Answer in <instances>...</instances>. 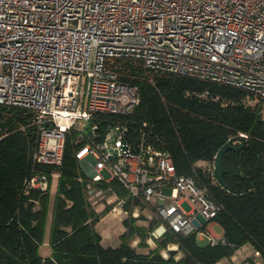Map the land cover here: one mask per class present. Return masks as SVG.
<instances>
[{
  "label": "built area",
  "instance_id": "obj_1",
  "mask_svg": "<svg viewBox=\"0 0 264 264\" xmlns=\"http://www.w3.org/2000/svg\"><path fill=\"white\" fill-rule=\"evenodd\" d=\"M119 60L139 63L149 82L169 74L243 90L264 111V0H0V106L30 113L20 129L34 135L24 194L51 190L69 142L90 210L147 221L148 245L166 235L227 245L208 187L215 157L177 173L133 120L139 93ZM170 251L178 261L177 243L161 257ZM246 251L215 264H242Z\"/></svg>",
  "mask_w": 264,
  "mask_h": 264
},
{
  "label": "trees",
  "instance_id": "obj_2",
  "mask_svg": "<svg viewBox=\"0 0 264 264\" xmlns=\"http://www.w3.org/2000/svg\"><path fill=\"white\" fill-rule=\"evenodd\" d=\"M126 81L137 86L139 105L133 114L146 122L151 142L170 154L178 174L190 173L201 161L213 160L227 138L238 132L248 135L239 152L223 155V186L210 183L209 193L220 205L214 221L222 228L227 245L199 246L194 235L174 240L170 235L156 247L139 253L130 246L145 245L147 228L135 219L124 220L125 231L118 247H104L94 224V214L85 203L78 167L72 157L73 144L66 143L56 188L50 192H23L30 171L33 129L31 114L0 106V264H215L244 245L258 250L264 264V111L261 102L245 91L209 81L169 74L156 75L152 82L140 64L119 60ZM198 175L202 177L201 171ZM203 178V177H202ZM207 183V180L203 178ZM48 228L49 257L39 248ZM178 244L182 256L174 261L161 250Z\"/></svg>",
  "mask_w": 264,
  "mask_h": 264
},
{
  "label": "rangeland",
  "instance_id": "obj_3",
  "mask_svg": "<svg viewBox=\"0 0 264 264\" xmlns=\"http://www.w3.org/2000/svg\"><path fill=\"white\" fill-rule=\"evenodd\" d=\"M105 176L107 177V175L105 174ZM54 193L53 190H51L50 194L52 195ZM182 208L185 211H189L190 210V206L187 204V202L182 203ZM197 207H199V205L197 204ZM97 208V207H96ZM94 214H97V212H94ZM141 222L143 224L146 223V221H144L143 219H141ZM94 228L98 233H103V235L105 234L106 236H104V244H110V245H117L119 243V241L121 242V238H120V230L122 228L125 229V226L123 223H120L116 218H112V217H105L103 219H99L95 224H94ZM214 231H219L220 227H214L213 228ZM199 246H206L207 245V241L203 240V241H199L197 242ZM140 248H143L141 246H139ZM139 248V249H140ZM137 249V250H139ZM248 252H249V257H246L244 259H241L240 262H242V264H260L262 262V258L255 256L253 254V247L251 245L248 246ZM246 255V253H244Z\"/></svg>",
  "mask_w": 264,
  "mask_h": 264
},
{
  "label": "crops",
  "instance_id": "obj_4",
  "mask_svg": "<svg viewBox=\"0 0 264 264\" xmlns=\"http://www.w3.org/2000/svg\"><path fill=\"white\" fill-rule=\"evenodd\" d=\"M55 188H56V182L52 185L51 190L54 191ZM94 212H97V214H102L101 217L99 218L100 220L108 216V217L116 218L120 223H123V219L122 218L116 217V216L112 215L111 213H108L107 210L103 206H97V208H95ZM136 225L141 226V227H144V228H147L149 226V224H148L147 221H146L145 224H143L141 222V220H136ZM94 230H95V228H94ZM124 231H125V229L122 228L120 230L119 235H121ZM47 234H48V228L46 229V235H45V238H44V242H43V244L39 248V254L43 258L49 257L50 254H51V249H50V246L48 244ZM97 234L101 237V244L104 247H108V246H110V247H118L120 245V243H121L119 241V243L117 245L104 244L103 240L105 238L104 236H106V235L105 234L103 235V233L100 234L98 232H97ZM139 242H140L139 241V238L137 236H135V237L131 238L130 243H129L130 246L132 248H134L139 253H146L149 250H153L156 247L155 244L148 245V244L145 243V245L143 246V248H140L139 246H137ZM137 249H139V250H137ZM246 252H247L246 254H249V252H248V246H247V251ZM178 256L179 257L182 256V253L180 251L178 252Z\"/></svg>",
  "mask_w": 264,
  "mask_h": 264
},
{
  "label": "water",
  "instance_id": "obj_5",
  "mask_svg": "<svg viewBox=\"0 0 264 264\" xmlns=\"http://www.w3.org/2000/svg\"><path fill=\"white\" fill-rule=\"evenodd\" d=\"M227 151H233L236 156L239 152L238 147H232L228 142H226L216 153L215 159H214V176L217 182L223 186V174L225 172L223 167V155Z\"/></svg>",
  "mask_w": 264,
  "mask_h": 264
},
{
  "label": "bare ground",
  "instance_id": "obj_6",
  "mask_svg": "<svg viewBox=\"0 0 264 264\" xmlns=\"http://www.w3.org/2000/svg\"><path fill=\"white\" fill-rule=\"evenodd\" d=\"M173 249H174V247H173Z\"/></svg>",
  "mask_w": 264,
  "mask_h": 264
}]
</instances>
